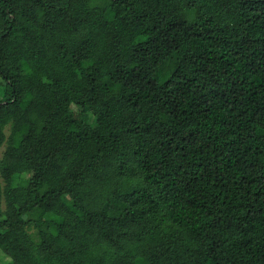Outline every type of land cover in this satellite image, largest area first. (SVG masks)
Masks as SVG:
<instances>
[{
	"label": "trees",
	"instance_id": "obj_1",
	"mask_svg": "<svg viewBox=\"0 0 264 264\" xmlns=\"http://www.w3.org/2000/svg\"><path fill=\"white\" fill-rule=\"evenodd\" d=\"M1 152L0 264H264V0H0Z\"/></svg>",
	"mask_w": 264,
	"mask_h": 264
},
{
	"label": "rangeland",
	"instance_id": "obj_2",
	"mask_svg": "<svg viewBox=\"0 0 264 264\" xmlns=\"http://www.w3.org/2000/svg\"><path fill=\"white\" fill-rule=\"evenodd\" d=\"M72 107H73V109H74L77 113H79L80 110H81V108H80L79 106L75 105V104H74ZM91 120H93V117H92ZM2 156H3V154H2V152H1V154H0V158H2ZM0 179L3 181V177L1 176V172H0ZM36 216H37V215L35 214L34 217H36Z\"/></svg>",
	"mask_w": 264,
	"mask_h": 264
}]
</instances>
